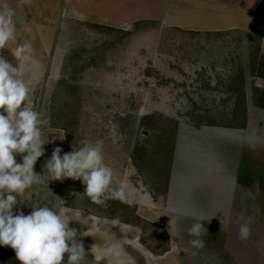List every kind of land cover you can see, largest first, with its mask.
I'll return each instance as SVG.
<instances>
[{
	"label": "rangeland",
	"instance_id": "obj_1",
	"mask_svg": "<svg viewBox=\"0 0 264 264\" xmlns=\"http://www.w3.org/2000/svg\"><path fill=\"white\" fill-rule=\"evenodd\" d=\"M6 8L15 40L0 57L24 65L28 101L48 119L51 142L34 171L56 146L63 154L102 141L123 190L100 205L79 180L50 181L25 192V214L30 203L83 211V225L70 224L91 234L77 236L82 264H264V22L122 27L66 0H0ZM23 43L32 51L17 60L11 50ZM195 220L204 223L203 248L190 243ZM245 221L251 234L241 241ZM109 244L115 254L102 251ZM0 264H19L11 247H0Z\"/></svg>",
	"mask_w": 264,
	"mask_h": 264
},
{
	"label": "clouds",
	"instance_id": "obj_2",
	"mask_svg": "<svg viewBox=\"0 0 264 264\" xmlns=\"http://www.w3.org/2000/svg\"><path fill=\"white\" fill-rule=\"evenodd\" d=\"M13 16L10 8L0 11V48L15 40ZM31 51V45L23 43L11 54L20 60ZM23 67L0 57V247H11L19 264H65V256L67 264H82L87 252L77 236L91 234L78 233L70 224L78 222L82 226L87 218L84 212L55 203H30L31 211L25 214L18 206L27 201L25 192L34 185L49 186L50 181L79 180L89 199L103 205L109 195L120 197L123 190L113 185V169L104 161L102 141L82 142L78 149L63 154L62 148L56 146L45 159L42 172L34 171L37 160L45 154L44 146L51 141L43 138L48 119L28 101L29 83L18 78ZM17 155L21 162H17ZM237 227L238 239L247 240L250 223L245 221ZM203 228V221L195 220L188 229L195 248L204 247L199 238ZM117 248L109 244L102 251L115 254Z\"/></svg>",
	"mask_w": 264,
	"mask_h": 264
},
{
	"label": "crops",
	"instance_id": "obj_3",
	"mask_svg": "<svg viewBox=\"0 0 264 264\" xmlns=\"http://www.w3.org/2000/svg\"><path fill=\"white\" fill-rule=\"evenodd\" d=\"M101 23L159 22L197 30L249 29L264 22V0H66Z\"/></svg>",
	"mask_w": 264,
	"mask_h": 264
}]
</instances>
